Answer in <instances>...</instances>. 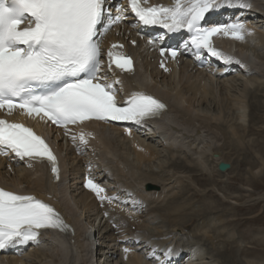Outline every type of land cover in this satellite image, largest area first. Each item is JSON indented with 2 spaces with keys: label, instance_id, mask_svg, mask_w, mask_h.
Returning a JSON list of instances; mask_svg holds the SVG:
<instances>
[{
  "label": "bare ground",
  "instance_id": "bare-ground-1",
  "mask_svg": "<svg viewBox=\"0 0 264 264\" xmlns=\"http://www.w3.org/2000/svg\"><path fill=\"white\" fill-rule=\"evenodd\" d=\"M105 1L113 19L118 15L125 19L102 35L99 75L102 73L105 83L121 88V98H130L133 93L157 94L168 104V110L159 120L121 126L80 124L69 127L68 134L66 130H51L46 119L27 117L18 111L3 118L17 117L39 129L45 125L44 133L54 142L62 177L53 184L46 166L32 163L28 167L27 162L8 161L0 155V184L47 198L71 228L66 237L56 232L54 236L43 235L39 244L23 249L20 255L2 257L0 264H218V256L232 260L234 251L208 248L216 239L213 229L218 231L223 222L225 226V219L213 216L216 212L211 204H204V209L191 205V196L206 199L219 193L213 175L225 177L234 172L231 152L247 145L243 138L246 132H256L246 127L247 122L264 134L259 126L264 109V0H233L232 7H222L207 16L204 23L208 26L239 19L251 34L245 33L243 41L220 35L214 46L231 60L209 54L208 64L202 69L193 63L188 51L175 59L161 57V43L150 44L152 36L138 29L128 0ZM157 3L172 6L173 0H147L148 5ZM240 3L248 7H240ZM118 8L122 11L117 12ZM182 38L175 36L173 41ZM110 50L133 55L135 73L109 68ZM162 61L167 71L161 67ZM255 99L258 105L252 104ZM211 105L217 109L211 110ZM80 133L86 145L80 143ZM260 146L264 151V144ZM82 147L84 154L80 155ZM241 162L249 174L242 180L259 186L264 158L253 162L244 158ZM221 163L230 168L220 171ZM88 179L102 187L103 195L112 202L101 201L85 187ZM200 182L209 189L201 191ZM147 184L151 186L146 189ZM223 192L226 204L230 198ZM187 194L190 197L184 198ZM118 227L126 232L120 233ZM72 231L74 237H70ZM222 236L230 237L228 231ZM125 248L130 249L127 254ZM169 248L175 255L166 261L164 254Z\"/></svg>",
  "mask_w": 264,
  "mask_h": 264
},
{
  "label": "snow or ice",
  "instance_id": "snow-or-ice-1",
  "mask_svg": "<svg viewBox=\"0 0 264 264\" xmlns=\"http://www.w3.org/2000/svg\"><path fill=\"white\" fill-rule=\"evenodd\" d=\"M128 3L143 25H158L168 32L186 29L197 57L207 52L230 61V57L216 50L213 37L223 35L243 41L245 33L251 34L239 19L223 25L202 24L210 12L232 7L233 0H173L172 6L150 7L143 6L147 0ZM239 6L248 7L243 3ZM106 15L109 19L101 33L98 26ZM122 19L123 15L111 18L105 0H0V112L11 116L19 110L28 117H40L65 128L66 134L69 125L86 120L139 124L159 116L165 106L143 93H133L123 106L118 105L113 84L103 82L105 78L99 75L102 61L96 37ZM166 52L173 59L178 55L175 49H161L160 56ZM113 56L110 50L109 68ZM115 63L122 71L133 72L130 57L117 56ZM161 67H165L163 61ZM72 139L77 137L73 135ZM79 140L87 144L83 133ZM9 154L26 160L28 167H32V162L46 160L59 180L57 158L48 144L23 124L0 118V155ZM85 187L101 201L112 202L92 179L87 180ZM42 229L64 232L68 225L54 208L36 197L0 188V250L29 242L39 244ZM129 251L124 249L125 254ZM164 255L170 261L175 253L169 248Z\"/></svg>",
  "mask_w": 264,
  "mask_h": 264
},
{
  "label": "rangeland",
  "instance_id": "rangeland-1",
  "mask_svg": "<svg viewBox=\"0 0 264 264\" xmlns=\"http://www.w3.org/2000/svg\"><path fill=\"white\" fill-rule=\"evenodd\" d=\"M254 16L255 15H253V17ZM255 101L257 100L256 99L252 100L253 105L257 104ZM261 101L262 103H264V98H262ZM211 106H212L210 107L212 108L211 110L217 109L215 105H211ZM262 110L263 113L260 114V117H263V120L259 126H262V129L264 130V109ZM253 125L255 124L254 123L250 124L249 122H247L246 124L247 128L253 127L254 129H256V132L255 131L251 133L246 132V136L243 137L245 138L244 145L246 144L247 145L245 147L239 148L238 151H236L235 153L231 152V154L233 155L232 163H233L234 172L229 173V175L225 177H221L219 174L214 173L213 175L215 177L214 181L216 180L215 188L218 189L219 193H215V194L213 193L212 194L213 198L206 197V199H204L202 196L200 198L199 197L193 198L191 196L192 198L191 205L195 204L194 207L196 208H200L202 206L200 209H204L206 207L205 206L206 204H211V210L216 212L213 216L225 219V226H222V224L224 223L223 222L219 224L220 228L218 231H215L216 227L213 229L216 238L214 241L215 246L213 244V246L210 245L208 246V248L211 251L217 248L224 252L234 251L235 255L233 256L232 260H225L218 256V264H253L255 262L264 264V171L260 175L262 179L260 185L252 186L249 182L247 183L246 179H244V178H248L249 174L246 170L247 169L246 166H244L243 163L241 162L243 161L244 158L248 159L251 162L258 161L261 159V157L264 158V151L260 146L262 143L264 144V134L260 133L261 131L259 130V128L254 127ZM81 149H82L81 151H79L78 149L76 150L80 152V155H83L84 148L82 147ZM241 177H244L243 180ZM200 178L202 179V177ZM204 180L205 179L203 178L202 181ZM149 186L151 185L147 184L145 188L147 189V187ZM198 187L201 189V191H203V189L204 190L209 189V188H204L207 186H205L203 182H200ZM246 189L248 190L245 191ZM221 191L222 192L224 191L223 194H226L230 198L228 202H233L232 204H229L227 201L225 204L224 201H222ZM190 195L191 194H187L186 196H184V198L190 197ZM211 210H209V212ZM257 218H259L258 221L256 220ZM119 229L122 231L120 233H123V231L126 232L125 228L120 227ZM226 231H228L230 236L228 239H224V237L222 236L225 234ZM255 241L257 242V244L260 243V245H256Z\"/></svg>",
  "mask_w": 264,
  "mask_h": 264
},
{
  "label": "water",
  "instance_id": "water-1",
  "mask_svg": "<svg viewBox=\"0 0 264 264\" xmlns=\"http://www.w3.org/2000/svg\"><path fill=\"white\" fill-rule=\"evenodd\" d=\"M218 168L220 171L224 172L230 168V165H228L226 163H221Z\"/></svg>",
  "mask_w": 264,
  "mask_h": 264
}]
</instances>
